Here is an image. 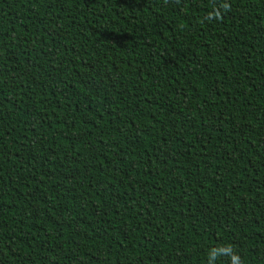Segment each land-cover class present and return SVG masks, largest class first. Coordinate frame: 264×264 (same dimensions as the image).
I'll list each match as a JSON object with an SVG mask.
<instances>
[{"label": "trees", "instance_id": "16d2710c", "mask_svg": "<svg viewBox=\"0 0 264 264\" xmlns=\"http://www.w3.org/2000/svg\"><path fill=\"white\" fill-rule=\"evenodd\" d=\"M0 264H264V0H0Z\"/></svg>", "mask_w": 264, "mask_h": 264}, {"label": "clouds", "instance_id": "9594fccd", "mask_svg": "<svg viewBox=\"0 0 264 264\" xmlns=\"http://www.w3.org/2000/svg\"><path fill=\"white\" fill-rule=\"evenodd\" d=\"M235 259H236V258H235V257H233V260H234V261H235Z\"/></svg>", "mask_w": 264, "mask_h": 264}]
</instances>
